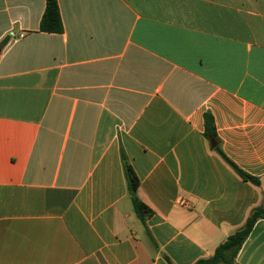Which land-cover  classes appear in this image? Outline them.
<instances>
[{"label": "crops", "instance_id": "0c3cea01", "mask_svg": "<svg viewBox=\"0 0 264 264\" xmlns=\"http://www.w3.org/2000/svg\"><path fill=\"white\" fill-rule=\"evenodd\" d=\"M58 5L53 33L46 0H0V264L211 257L264 202V0ZM235 264H264V219Z\"/></svg>", "mask_w": 264, "mask_h": 264}, {"label": "trees", "instance_id": "16d2710c", "mask_svg": "<svg viewBox=\"0 0 264 264\" xmlns=\"http://www.w3.org/2000/svg\"><path fill=\"white\" fill-rule=\"evenodd\" d=\"M40 29L45 32L59 33L63 31V23L59 11L58 0H46V8L41 20ZM206 121V136L211 140L216 141L215 123L212 115L207 114ZM228 163L234 168L236 173L245 181H249L257 186L260 185V180L257 177L249 175L226 156L219 151ZM123 168L125 178L128 185V191L131 196V201L136 216L139 220L145 224L146 218L152 214V210L148 208L137 196V189L139 186V179L128 161L124 152H122ZM264 200V192H263ZM260 219H264V202L263 204L253 208L249 213L245 223L231 234L224 242H222L215 250L214 254L208 258H202L194 264H235V259L239 250L243 246L244 242L251 233L256 222Z\"/></svg>", "mask_w": 264, "mask_h": 264}, {"label": "water", "instance_id": "95a60500", "mask_svg": "<svg viewBox=\"0 0 264 264\" xmlns=\"http://www.w3.org/2000/svg\"><path fill=\"white\" fill-rule=\"evenodd\" d=\"M212 145L215 146L216 145V142L214 140H212Z\"/></svg>", "mask_w": 264, "mask_h": 264}, {"label": "built area", "instance_id": "2783aa9c", "mask_svg": "<svg viewBox=\"0 0 264 264\" xmlns=\"http://www.w3.org/2000/svg\"><path fill=\"white\" fill-rule=\"evenodd\" d=\"M20 36H22V35H20Z\"/></svg>", "mask_w": 264, "mask_h": 264}]
</instances>
